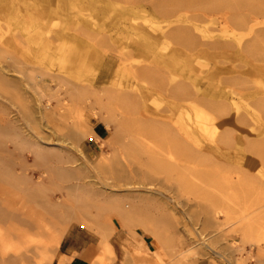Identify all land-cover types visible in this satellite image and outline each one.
I'll return each instance as SVG.
<instances>
[{
	"label": "bare ground",
	"instance_id": "obj_1",
	"mask_svg": "<svg viewBox=\"0 0 264 264\" xmlns=\"http://www.w3.org/2000/svg\"><path fill=\"white\" fill-rule=\"evenodd\" d=\"M139 1L153 9L147 16L149 22L156 16L166 19L167 26L156 39L175 41L189 52L234 46L223 38H198L194 35L197 22L233 32L252 30L264 23L257 17H244L247 12L255 13L257 2L264 0H169L166 5L157 0ZM40 7L44 20L59 13L47 5ZM96 22L90 30L97 31ZM15 29L7 24L0 30V264H52L73 222L95 226L101 237V252L117 257L111 242L117 232L115 219L125 232L141 238L127 251L124 264H199L198 258H209L214 264L223 258L227 264H264V154L239 149L241 119L229 118V95L222 86L229 85L235 93V77L207 83L205 93L194 88L197 75L189 83L174 87L175 105L183 110L192 105L205 107L209 120L216 125L212 144L205 146L198 142L196 126L180 128L172 124L174 119L167 110L144 108L143 95L99 89L100 83L109 80L111 70L86 82L69 72L71 67L62 62V51L49 66L43 57L23 60L18 49L27 40ZM51 32L42 46H51L61 37ZM154 42L148 39V43ZM248 45L239 43L238 48L247 52ZM160 73L159 67L144 64L133 69L138 81L156 80ZM88 112L114 130L109 139L113 149L100 157L99 172L123 178L115 169L123 160L133 180V191L115 190L117 185L110 182L111 178L101 182L105 192L91 190L81 177L77 182L69 181L79 171L66 166L71 163V150L76 148L74 142L67 141L94 135L85 119ZM67 114L74 116L72 126ZM229 123H234V128L227 127ZM44 124L50 125L66 145L34 133V125ZM144 137L150 142H143ZM246 151L254 156L238 167L223 162V158L238 160ZM30 157L33 164H29ZM35 173L40 175L38 179ZM163 179L181 192L199 193L208 203L203 212L207 223L217 229L209 234L200 228L193 232L189 228L192 217L187 216L184 226L194 240L180 230L172 233L165 220L164 193L157 189ZM57 191L66 192L56 200ZM166 198L175 202L173 197ZM19 202L21 208L17 207ZM226 229L241 237L240 243L233 241L227 256L211 244ZM147 234L152 235V247L144 239ZM249 247L251 253L245 256ZM236 252L241 255L236 256ZM94 257L88 260L95 262ZM69 260L61 255L58 264Z\"/></svg>",
	"mask_w": 264,
	"mask_h": 264
},
{
	"label": "rangeland",
	"instance_id": "obj_2",
	"mask_svg": "<svg viewBox=\"0 0 264 264\" xmlns=\"http://www.w3.org/2000/svg\"><path fill=\"white\" fill-rule=\"evenodd\" d=\"M157 1L166 5L169 0ZM45 5L59 12L49 21L43 18L45 16L41 12L43 7L39 9V6ZM257 8L255 13L247 12L244 17L251 20L253 16L264 21V1H258ZM151 11L153 9L148 4H141L139 0H0V30L10 24L16 28L15 31L20 36L27 40L24 47L18 49L20 57L25 61H35L43 57L47 62L45 65L49 66V63L59 59L58 52L62 51L64 54L62 62L71 67L69 72L74 74L79 81H93L104 71L111 70L109 80L100 83L99 89L126 90L143 95L146 102L144 108L156 111L167 110L174 119L172 124H177L180 128L196 126L198 142L200 141L205 146L212 144L216 125L214 126L209 120L205 107L192 105L187 110H183L182 107L175 105L172 102L175 99L172 96L174 87L182 82L189 83V79L197 75L199 79L195 82L194 88L205 93L207 83L211 81L219 83L218 78L220 77H235L234 88L237 92L231 93L233 89L227 84L222 86L226 87L225 92L229 95L227 97L229 118L239 116L241 119V123L238 124L241 127L238 131L241 136L239 149H250L257 154H264V23L252 30L233 32L220 31L217 25L206 22H195L197 26L194 27V35L198 38L216 37L234 42L231 49H205L198 53L189 52L185 46L172 40H157L156 37L167 26V23L166 19L159 16L149 22L147 16L152 13ZM95 21H97L95 26L97 31L90 30ZM46 22H48L47 25H45ZM50 31L58 33L61 37L51 46L48 45L50 48L44 47L42 42L50 35ZM149 38L155 41L154 44L148 43ZM239 43L249 44L247 52L239 50ZM138 64L159 67L161 76L156 80L138 81L133 74L134 66ZM206 97L210 96L206 95ZM67 116L72 126L75 121L74 116L70 114ZM85 119L92 129L98 123L104 124L106 136L101 141V148L94 157H88L84 151L86 140L92 136L81 141H67L68 143L74 142L76 148L71 150V155H69L71 163H67L66 166L74 167L79 171L69 181L77 182V178L81 177V181L91 190L105 192L101 182L111 178L110 182L117 185L115 190L121 193L133 191V180L123 160L116 164L115 168L123 173L125 176L123 178L105 171L99 172L97 168V163L103 153L111 152L113 149L110 140L114 130L108 128L101 117L90 112L86 114ZM234 126V123H229L227 127L234 128ZM33 131L43 137H50L54 144L64 141L60 136L54 135L53 128L47 124L34 125ZM142 141L150 142L146 137L142 138ZM102 142L105 144L102 145ZM61 144L66 145L65 141ZM245 153V156L239 155L238 160L223 158V162L238 167L248 159L247 157L254 156L249 151ZM18 160L20 162L21 159ZM33 163L34 160L30 157L29 164ZM20 169L18 167V170ZM255 172L258 173L259 168ZM39 176L38 173L34 174V178L38 179ZM157 189L164 193L162 196L165 200L163 210L167 213L165 220L172 233L180 230L190 241L194 240L192 233H188L184 226L187 216L192 217L189 228L193 232L195 228H200L209 234L217 229L207 223L203 212L208 203L199 197V193L181 192L176 187L170 186L164 179ZM65 192L57 191L54 198L57 200L63 197ZM166 196L173 197L175 202ZM22 206V202H19L17 207ZM223 220L224 218L221 219L222 222ZM115 225L117 232L111 242L113 243L120 235L124 241L119 258L101 252V237L95 226L73 222L70 229L75 227L83 231L82 240L85 242L90 238L95 246V257H93L96 261L90 260L89 264H124L127 251L134 248L140 240L139 236L133 237L125 232L116 219ZM146 237L152 247V235L147 234ZM216 239L215 243L211 241L212 246L226 256L231 252L229 249L234 240L241 242L239 234L232 229L220 232ZM66 249L67 247H64L62 243L52 264L59 263L62 252ZM247 249L243 253L245 256L251 253V247ZM235 254L236 256L241 255L240 252ZM216 257H218L217 254ZM98 259H103V261L98 262ZM197 260L199 264H214L209 258H198ZM216 261L218 264H227L224 258L216 259ZM249 264L254 263L249 261Z\"/></svg>",
	"mask_w": 264,
	"mask_h": 264
},
{
	"label": "crops",
	"instance_id": "obj_3",
	"mask_svg": "<svg viewBox=\"0 0 264 264\" xmlns=\"http://www.w3.org/2000/svg\"><path fill=\"white\" fill-rule=\"evenodd\" d=\"M93 131L94 135L90 137V139L86 140V143L84 145V151L88 157H94L95 153H97L101 148V141L106 136V127L102 123H98L94 127ZM83 234V231L75 227L71 228L68 231L63 241V246L67 247V249L62 252V255L70 258V260L66 264H89L88 258L94 256L95 246L91 242L90 238L86 240L87 242H84V240H82ZM144 239L149 244L146 236L144 237ZM113 245L119 258L120 250L122 251V248L124 246L123 237L121 235L117 236V239L115 238ZM89 252L91 253L90 256Z\"/></svg>",
	"mask_w": 264,
	"mask_h": 264
}]
</instances>
